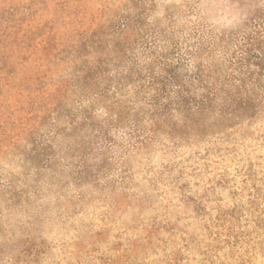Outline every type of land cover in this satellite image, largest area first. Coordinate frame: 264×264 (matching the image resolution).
Listing matches in <instances>:
<instances>
[{
	"label": "rangeland",
	"instance_id": "1",
	"mask_svg": "<svg viewBox=\"0 0 264 264\" xmlns=\"http://www.w3.org/2000/svg\"><path fill=\"white\" fill-rule=\"evenodd\" d=\"M0 264H264V0H0Z\"/></svg>",
	"mask_w": 264,
	"mask_h": 264
}]
</instances>
